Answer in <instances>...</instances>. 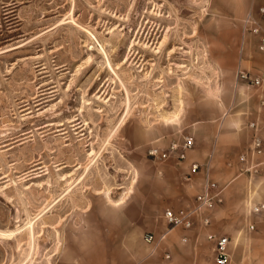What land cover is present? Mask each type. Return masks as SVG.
<instances>
[{"label": "rangeland", "instance_id": "374dc122", "mask_svg": "<svg viewBox=\"0 0 264 264\" xmlns=\"http://www.w3.org/2000/svg\"><path fill=\"white\" fill-rule=\"evenodd\" d=\"M252 2L0 0V264H98L117 212L140 249L148 148L211 117Z\"/></svg>", "mask_w": 264, "mask_h": 264}, {"label": "crops", "instance_id": "0c3cea01", "mask_svg": "<svg viewBox=\"0 0 264 264\" xmlns=\"http://www.w3.org/2000/svg\"><path fill=\"white\" fill-rule=\"evenodd\" d=\"M255 4L253 0L252 5ZM253 6L249 13L264 24L259 6ZM242 38L235 48L236 61L227 92L213 96L211 117L187 129L194 145L186 158L153 161L163 186L157 196L159 207L154 214L145 211L148 222L136 229L138 233L142 231L140 249L128 247L133 241L132 236H127L129 220L117 212L101 221L100 228L107 231L102 237L104 241L92 238L94 244L101 246L93 256L98 264H207L209 259L215 263V242L208 238L209 234L227 237V264H264V152L257 157L261 162L257 174L250 178L238 171V156L246 150L253 133L264 142V85H249L236 75L238 70H247L264 77V51L247 45L246 34ZM250 123L255 124V130ZM193 162L200 165L197 171L191 170ZM206 176L221 189L222 202L203 211L190 228L168 229L158 217L160 210L164 206L190 207ZM255 206L258 210L253 209ZM201 216L209 217L207 225L202 223ZM250 225L254 227L251 229ZM145 233H153V242L143 239ZM106 245L109 248L104 249ZM207 249L212 255L207 254ZM57 264L69 263L63 258Z\"/></svg>", "mask_w": 264, "mask_h": 264}, {"label": "built area", "instance_id": "2783aa9c", "mask_svg": "<svg viewBox=\"0 0 264 264\" xmlns=\"http://www.w3.org/2000/svg\"><path fill=\"white\" fill-rule=\"evenodd\" d=\"M259 12L264 14V7L259 8ZM243 30L250 31L258 37V49L264 51V26L250 13H248L243 19ZM237 78L246 82L249 85L260 87L264 85V77L254 75L247 70H238ZM264 104V101H262ZM254 130L256 126L254 123L249 124ZM194 140L190 135H183L180 139L171 140L166 146L161 147L159 145H151L148 148V155L153 161H163L168 158H174L178 161H182L186 158L187 152L193 148ZM264 152V142L258 134L253 133L251 140L246 150L238 156V171L240 174H246L248 177H252L259 172L260 161L257 157ZM200 165L196 162L191 164V170L197 171ZM189 179L188 176L185 177ZM223 200L221 196V189L215 182H212L205 177L203 188L200 192L195 194L193 204L190 207H181L173 209L171 207L164 208L162 217L166 223L168 229L180 226L184 229L190 228L194 219L202 214L203 211L213 208L215 205L221 203ZM254 210H258V207H254ZM201 221L204 225L209 223L208 216H201ZM251 229L253 225L249 226ZM208 238L213 240L215 263L216 264H227L229 261V253L227 250L228 239L225 236L216 237L215 235L209 234ZM143 239L146 242H153V233H145ZM166 257L169 255L166 253Z\"/></svg>", "mask_w": 264, "mask_h": 264}]
</instances>
